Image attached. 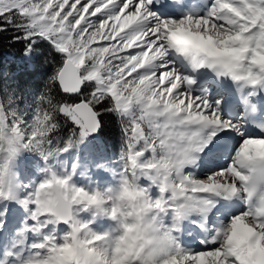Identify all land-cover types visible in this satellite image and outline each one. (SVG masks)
<instances>
[{
  "label": "snow or ice",
  "instance_id": "6c2138e0",
  "mask_svg": "<svg viewBox=\"0 0 264 264\" xmlns=\"http://www.w3.org/2000/svg\"><path fill=\"white\" fill-rule=\"evenodd\" d=\"M156 2L0 0V31L7 24L22 33L16 39L28 42L26 55L39 40L60 54L31 121L16 107L15 89L0 95V232L10 215L3 202L15 201L27 216L18 243L25 245L29 234L38 237L23 251H9L4 264H45L73 242L105 247L111 261L113 235L94 231L81 213L120 219L126 228L127 220L117 215L121 205L137 207L144 232L163 238L164 255L156 264H248V248L257 242L264 247V197L251 195L252 177L264 174V135H249L243 123L226 119L223 100L194 95L196 80L169 60L175 53L193 70L209 69L218 82L249 89L243 97L247 116L255 107L250 97L264 92V0H211L206 15L179 19L162 18L153 11ZM178 6L179 0L162 4ZM234 37L240 39L233 43ZM226 42L244 51L225 53ZM105 112L116 114L122 126L120 168L103 160L95 167L118 175L119 185L79 186L73 180L77 164L61 172L52 161L97 134ZM60 118L73 125L63 147L53 142ZM24 151L44 162L37 166L44 176L39 183L18 180L16 160ZM224 156L231 163L212 170ZM205 165L202 175L188 170ZM126 191L138 193L137 199L129 202ZM217 214L227 222L219 223ZM186 224L199 229L203 250L181 245ZM59 225H67L63 236L56 234ZM144 238L125 264H146L137 255Z\"/></svg>",
  "mask_w": 264,
  "mask_h": 264
},
{
  "label": "bare ground",
  "instance_id": "6f19581e",
  "mask_svg": "<svg viewBox=\"0 0 264 264\" xmlns=\"http://www.w3.org/2000/svg\"><path fill=\"white\" fill-rule=\"evenodd\" d=\"M207 10L208 9L205 10L200 8L199 12L196 15L199 16L206 15ZM169 59H172V61L174 62V66L178 69V71L182 75L191 76L196 80V84L198 86L192 88L194 95L200 96L203 95L204 92H206L205 95L212 102L214 96L217 95H220V97H222L219 100H223V98L225 97L231 98L232 104L230 110L242 112L241 108L246 106L243 97L248 95L249 89L240 88L231 80L218 82L214 73H212V71L209 69L202 68L199 69L197 72L192 73L191 64L188 63L183 57L175 53L170 54ZM239 98H241L240 101ZM251 99L254 102H258V110L260 111V114L264 120V100L260 101V94L255 97H251ZM221 111L225 118H229L233 120L231 111L225 112L222 108ZM240 115L242 117V114ZM238 120L239 119H236V122H238ZM241 123L244 124V122ZM53 142L59 144L58 141L56 140H54ZM232 142L236 143V138H233ZM92 143L93 141L88 138L83 143H81L82 144L81 149H77L75 153H71V154L64 153V155L61 156L62 159L60 160L56 159L52 161L53 165L56 167L58 171L62 172L64 168H67L69 171H71L72 165L77 164L78 165L77 174L73 176V180L79 186H83L87 188L99 187L101 182L102 184L106 182V184H109L115 188L118 187L119 176L112 178V176L108 174V171L95 167V164L97 162L91 157L90 153H88L87 151V149L91 148ZM229 163H231L230 156H224L223 158H218L216 163L212 165V170L221 166H227V164ZM114 167L116 168L117 164H115ZM188 170L195 171L197 175H202L205 171L208 170V166L205 165L202 168L188 169ZM86 171H87L86 176L81 175V173H84ZM43 178L44 176L42 172L39 173L34 172V177L30 178L28 183H27V179L22 180L20 183L24 185H26V183L27 185L33 183H39ZM153 192L154 194H158L155 189H153ZM234 203L240 205L241 207H246V205H243V203L240 201H235ZM4 204H6L7 207L9 208L10 215L8 217L7 230L0 232V264H4V262L8 259L7 253L9 251H16V250L23 251L26 247H30L31 243L37 242L38 240L37 236H35L34 234H29L25 242V245H20L18 243L20 239L19 232L24 227V222L27 221V216L23 211H22L23 212L22 215L17 214L14 211L15 206L13 205L12 201H5ZM217 217H222V216L217 214ZM81 219L84 220L85 222L92 220L90 227L97 233L103 234L107 232L112 235L117 234L116 230L118 226L116 222L112 221L108 217L97 216L93 218L91 213L86 212V213H81ZM210 219L213 218L210 217ZM221 221L223 223L227 222V220H225L223 217ZM66 232H67V228L61 227L59 225L56 234L57 236H63ZM179 238L181 245L186 249L194 250L197 248H202V247H197L195 243H199V241L203 239V236L200 234L199 229L195 228L193 225L186 224L184 226L183 231L180 233ZM183 238H185V240H183Z\"/></svg>",
  "mask_w": 264,
  "mask_h": 264
},
{
  "label": "trees",
  "instance_id": "16d2710c",
  "mask_svg": "<svg viewBox=\"0 0 264 264\" xmlns=\"http://www.w3.org/2000/svg\"><path fill=\"white\" fill-rule=\"evenodd\" d=\"M3 23L4 21L0 20V24ZM21 35L23 34L7 24L4 30L0 31V95H6V88L15 89L16 107L30 113L35 112L38 97L59 62L60 54L47 40H39L33 45L34 52L26 57L25 47L28 42L16 39ZM56 92L59 96L58 89ZM60 123L61 127L54 134V140L63 147L73 125L63 118H60ZM122 147L123 131L119 117L114 113L105 112L100 133L87 151L97 163L101 160L109 162L120 155Z\"/></svg>",
  "mask_w": 264,
  "mask_h": 264
},
{
  "label": "clouds",
  "instance_id": "9594fccd",
  "mask_svg": "<svg viewBox=\"0 0 264 264\" xmlns=\"http://www.w3.org/2000/svg\"><path fill=\"white\" fill-rule=\"evenodd\" d=\"M240 37L232 38V42L239 40ZM201 46L210 47L212 51H217L209 44ZM244 51L243 48L229 49L228 42L224 45V52L233 56L238 55ZM259 60L264 62V56H260ZM251 195L256 197H264V174H258L251 179ZM128 201L132 202L137 199L138 193L126 191L125 194ZM118 216H123L127 220V227L121 223L120 219L110 218L116 222L118 228L111 244L114 250V258L109 261L107 259V248L98 247L95 250H90L83 242H73L70 246H65L59 252L51 257L50 261L45 264H66V261L72 260L73 264H100L103 258V264H125L127 258L132 254L133 249L137 248L136 241L143 235L139 248L142 252L137 250V255L142 256L146 264H156V258L164 255V240L163 238H154L148 236L142 227L143 218L139 215L137 207H125L121 205ZM124 228V232L121 229ZM249 261L248 264H264V247L259 242L248 248Z\"/></svg>",
  "mask_w": 264,
  "mask_h": 264
},
{
  "label": "rangeland",
  "instance_id": "374dc122",
  "mask_svg": "<svg viewBox=\"0 0 264 264\" xmlns=\"http://www.w3.org/2000/svg\"><path fill=\"white\" fill-rule=\"evenodd\" d=\"M163 18V17H162ZM24 57V56H23ZM26 57H29V55H26ZM25 58V57H24ZM172 61V59H169ZM220 96L217 95V96H214V99H213V103H215L216 101H218L220 98ZM212 102V101H211ZM19 110V109H18ZM20 112L24 115V119L25 120H28V121H31L32 118H33V115H34V112H30V113H26L24 112V110H20ZM226 119H229V118H226ZM236 119H239L238 122L241 121L242 117L240 115L239 112H237L234 117H233V120L236 121ZM55 143V142H54ZM56 144V143H55ZM238 146V145H237ZM82 148V144H79L77 146H74L73 148H71L68 152H65L68 153V154H71V153H75L77 151V149H81ZM74 150V151H73ZM234 154V152H233ZM62 155H64V153H62L57 159H62ZM66 156V155H65ZM119 157L120 155H118L117 157L115 158H112L111 161H109V165L111 168L113 169H116V172L119 171V168H120V162H119ZM64 159V158H63ZM115 164H117V167L115 168ZM41 166L43 167L44 165V162L42 160V158L39 156V154L35 153V152H31V151H24L19 157L18 159L16 160V165H15V171L17 173V176H18V180L19 182H21L22 180L24 179H27V183L29 181L30 178H33L34 177V172L35 173H39L40 171L38 170V167L37 166ZM57 166V165H56ZM202 168V167H201ZM220 167L218 168H215L214 170H219ZM108 174L110 176H113L116 177L118 175L114 174L113 172L111 171H108ZM118 179V178H117ZM26 183V185H27ZM100 184V183H99ZM99 188L101 189H106V188H115L109 184H106V182H104V184H100ZM13 202V205L15 206L14 208V211L17 213V214H20L22 215L23 214V210L21 209V206L18 205L15 201H12ZM15 202V203H14ZM4 203V202H3ZM216 220L221 223V218L217 217ZM223 223V222H222ZM212 227H216L217 225L216 224H213L211 225ZM204 249V246L202 248H197V249H194L193 251H199V250H203Z\"/></svg>",
  "mask_w": 264,
  "mask_h": 264
},
{
  "label": "water",
  "instance_id": "95a60500",
  "mask_svg": "<svg viewBox=\"0 0 264 264\" xmlns=\"http://www.w3.org/2000/svg\"><path fill=\"white\" fill-rule=\"evenodd\" d=\"M99 133H100V131H99L97 134H95V135H93V136H90L89 138H90L91 140H96V138L98 137ZM60 226H61V227H64V228H67V225H60Z\"/></svg>",
  "mask_w": 264,
  "mask_h": 264
}]
</instances>
